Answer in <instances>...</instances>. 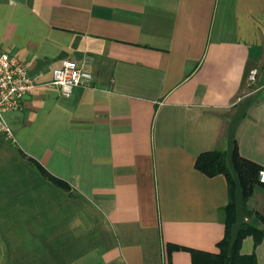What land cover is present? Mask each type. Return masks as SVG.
Listing matches in <instances>:
<instances>
[{"label":"crops","instance_id":"0c3cea01","mask_svg":"<svg viewBox=\"0 0 264 264\" xmlns=\"http://www.w3.org/2000/svg\"><path fill=\"white\" fill-rule=\"evenodd\" d=\"M0 43L35 82L4 117L15 142L0 143V264L219 251L227 180L194 163L222 149L232 170L235 141L264 168V0H0ZM63 58L92 74L69 97L49 85ZM234 195L229 249L246 220ZM252 250L246 236L240 254ZM254 252L264 264V238Z\"/></svg>","mask_w":264,"mask_h":264},{"label":"trees","instance_id":"16d2710c","mask_svg":"<svg viewBox=\"0 0 264 264\" xmlns=\"http://www.w3.org/2000/svg\"><path fill=\"white\" fill-rule=\"evenodd\" d=\"M37 169L58 186L68 188V183L52 175L35 159L30 158ZM232 170L226 163L225 152L222 149H213L201 152L195 159L194 166L207 176L223 174L228 184V202L220 209L225 226L223 238L217 243L218 252L189 248L173 243H166L167 259L176 249L189 251L191 264H257L254 248L264 238V213L248 207V201L256 188L264 190V183L259 182L258 172L262 167L256 162L244 158L238 152L236 142H233L231 152ZM238 185L242 200V209L246 220H243L237 229L236 235L229 249V238L235 222V195L234 188ZM246 236L253 239V250L250 254H240L242 240Z\"/></svg>","mask_w":264,"mask_h":264},{"label":"built area","instance_id":"2783aa9c","mask_svg":"<svg viewBox=\"0 0 264 264\" xmlns=\"http://www.w3.org/2000/svg\"><path fill=\"white\" fill-rule=\"evenodd\" d=\"M256 74V68L250 69L248 81L252 82ZM91 78V72L75 59L63 58L60 65L52 69L49 85L56 87L62 96L69 97L74 87L88 85ZM34 86V79L23 62L11 56L0 43V143L15 142L14 131L6 122L3 113L20 108L24 97ZM258 180L264 183V168L259 170Z\"/></svg>","mask_w":264,"mask_h":264},{"label":"rangeland","instance_id":"374dc122","mask_svg":"<svg viewBox=\"0 0 264 264\" xmlns=\"http://www.w3.org/2000/svg\"><path fill=\"white\" fill-rule=\"evenodd\" d=\"M249 71H250V69L247 72V76H248ZM255 82L256 81L254 79L252 82L250 81L248 83L253 85V84H255ZM246 83H247V81H246ZM3 116L4 117L6 116L5 112L3 113ZM249 205H250L251 209H254V210H257L261 213H264V190H262L260 188H256L254 193L252 194L251 198L249 199ZM243 219H244V217H243Z\"/></svg>","mask_w":264,"mask_h":264}]
</instances>
